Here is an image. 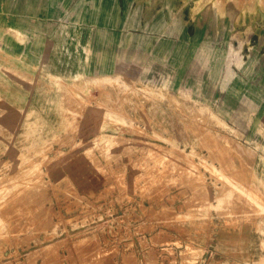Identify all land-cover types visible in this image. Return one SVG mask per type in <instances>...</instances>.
Segmentation results:
<instances>
[{
  "label": "rangeland",
  "instance_id": "374dc122",
  "mask_svg": "<svg viewBox=\"0 0 264 264\" xmlns=\"http://www.w3.org/2000/svg\"><path fill=\"white\" fill-rule=\"evenodd\" d=\"M115 1L79 6L175 33L178 76L0 14V264H264V0Z\"/></svg>",
  "mask_w": 264,
  "mask_h": 264
},
{
  "label": "crops",
  "instance_id": "0c3cea01",
  "mask_svg": "<svg viewBox=\"0 0 264 264\" xmlns=\"http://www.w3.org/2000/svg\"><path fill=\"white\" fill-rule=\"evenodd\" d=\"M82 1L91 0H0V14H7L9 23L18 29L24 28L31 38L41 39L42 46L35 47L34 51L48 52L53 48L59 51L68 50L71 51L70 57L75 61L76 56L78 60L83 58V49H89L92 68L95 71L116 62L123 65L137 62L144 66L152 65L154 68H157V64L167 63L170 73L178 76V41L175 33L169 34L166 39L154 34H144L137 41H130L122 24L126 18L120 19L118 24L112 20L95 22L89 18L92 13L95 15V8L81 9L79 5ZM113 4L121 8L120 0ZM144 4H148L147 0L139 1L138 7L144 10ZM82 12L84 17H88L84 22L87 26L82 29L85 34L83 36L80 21ZM115 13L118 12L111 11V14ZM144 16L141 17V22H151L152 18ZM163 27L170 30L169 24L164 23ZM60 32L64 33L66 44L56 48L53 41ZM63 56L66 58L67 54L64 53Z\"/></svg>",
  "mask_w": 264,
  "mask_h": 264
},
{
  "label": "bare ground",
  "instance_id": "6f19581e",
  "mask_svg": "<svg viewBox=\"0 0 264 264\" xmlns=\"http://www.w3.org/2000/svg\"><path fill=\"white\" fill-rule=\"evenodd\" d=\"M6 116V115H5Z\"/></svg>",
  "mask_w": 264,
  "mask_h": 264
}]
</instances>
